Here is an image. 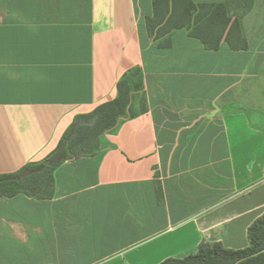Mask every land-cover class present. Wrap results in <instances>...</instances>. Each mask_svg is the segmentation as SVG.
<instances>
[{
    "label": "crops",
    "instance_id": "crops-1",
    "mask_svg": "<svg viewBox=\"0 0 264 264\" xmlns=\"http://www.w3.org/2000/svg\"><path fill=\"white\" fill-rule=\"evenodd\" d=\"M153 1L0 0V175L43 163L131 69L147 103L63 162L49 199L0 197V264H160L201 243L248 247L264 216V0H190L240 23L246 47L215 51L184 28L150 37Z\"/></svg>",
    "mask_w": 264,
    "mask_h": 264
},
{
    "label": "trees",
    "instance_id": "trees-1",
    "mask_svg": "<svg viewBox=\"0 0 264 264\" xmlns=\"http://www.w3.org/2000/svg\"><path fill=\"white\" fill-rule=\"evenodd\" d=\"M150 37L159 39L172 30L186 29L188 36L199 40L206 50H218L226 42L233 50L246 47L240 23L226 15L220 3L195 5L190 0H154L153 16L146 18ZM166 39L160 47H169ZM143 74L139 68L127 71L117 83V95L93 112L76 116L58 147L40 165L26 166L16 173L0 175V197L24 194L29 197L52 196L53 173L66 160L88 156L99 149L98 139L121 122L146 112ZM40 167H44L38 172ZM248 247L228 250L219 243H201L197 252L184 259H167L160 264H264V216L248 228Z\"/></svg>",
    "mask_w": 264,
    "mask_h": 264
}]
</instances>
